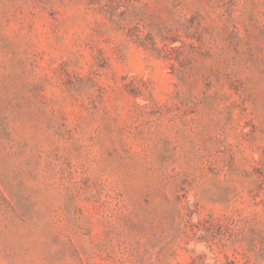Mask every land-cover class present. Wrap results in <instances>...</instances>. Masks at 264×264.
Returning a JSON list of instances; mask_svg holds the SVG:
<instances>
[{"label":"rangeland","instance_id":"1","mask_svg":"<svg viewBox=\"0 0 264 264\" xmlns=\"http://www.w3.org/2000/svg\"><path fill=\"white\" fill-rule=\"evenodd\" d=\"M0 264H264V0H0Z\"/></svg>","mask_w":264,"mask_h":264}]
</instances>
